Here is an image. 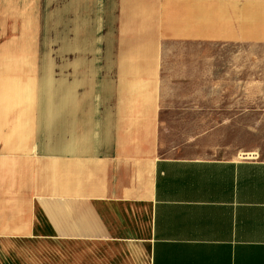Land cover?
Masks as SVG:
<instances>
[{
  "label": "crops",
  "instance_id": "0c3cea01",
  "mask_svg": "<svg viewBox=\"0 0 264 264\" xmlns=\"http://www.w3.org/2000/svg\"><path fill=\"white\" fill-rule=\"evenodd\" d=\"M256 92L264 0H0V264H264V159L161 151Z\"/></svg>",
  "mask_w": 264,
  "mask_h": 264
},
{
  "label": "rangeland",
  "instance_id": "374dc122",
  "mask_svg": "<svg viewBox=\"0 0 264 264\" xmlns=\"http://www.w3.org/2000/svg\"><path fill=\"white\" fill-rule=\"evenodd\" d=\"M242 124L183 123L163 118L162 155L169 158L264 159V92L248 93Z\"/></svg>",
  "mask_w": 264,
  "mask_h": 264
}]
</instances>
